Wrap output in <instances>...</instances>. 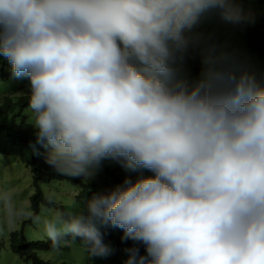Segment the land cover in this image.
Listing matches in <instances>:
<instances>
[{
  "label": "clouds",
  "instance_id": "obj_1",
  "mask_svg": "<svg viewBox=\"0 0 264 264\" xmlns=\"http://www.w3.org/2000/svg\"><path fill=\"white\" fill-rule=\"evenodd\" d=\"M244 2L0 0V58L28 81L46 163L136 175L56 211L53 247L71 237L106 259L111 228L132 242L123 264H264V77L200 30L253 22Z\"/></svg>",
  "mask_w": 264,
  "mask_h": 264
},
{
  "label": "rangeland",
  "instance_id": "obj_2",
  "mask_svg": "<svg viewBox=\"0 0 264 264\" xmlns=\"http://www.w3.org/2000/svg\"><path fill=\"white\" fill-rule=\"evenodd\" d=\"M242 7L251 15L253 22L231 25L218 18H213L205 21L200 30L210 34L216 43L226 44L234 49L248 61L259 77H264V26L260 24V19L264 15V5H260L257 0H245ZM0 61L4 63V70H10V65L6 60L0 58ZM188 68L195 75L199 71L198 59H192ZM28 91L27 79L13 77L4 84L0 83V96L9 95L13 101L17 96ZM22 115L34 124V116L30 108L24 109ZM123 171L127 174L119 164L104 161L95 176L90 179L79 178L87 189H82L79 185L69 181H60L54 183L52 188L46 189L45 192L56 204L73 208V201L77 202L73 196L79 194L81 190L84 192L110 190L118 183L115 177ZM134 176L136 178L135 174ZM31 183L29 169L18 158L0 153V264H30L11 252L7 243L9 233L21 229L28 241L44 240L47 237L44 222L53 219L55 212L58 211L51 207L47 218H41L40 214L32 216L29 206V197L33 193ZM10 209L13 213L11 223L9 222ZM37 216L40 217L38 221L35 219ZM112 247L114 254L110 257L91 259L82 243L62 241L58 248L40 251L38 256L47 264H123L126 258L124 249Z\"/></svg>",
  "mask_w": 264,
  "mask_h": 264
},
{
  "label": "trees",
  "instance_id": "obj_3",
  "mask_svg": "<svg viewBox=\"0 0 264 264\" xmlns=\"http://www.w3.org/2000/svg\"><path fill=\"white\" fill-rule=\"evenodd\" d=\"M257 2L264 5L263 0H257ZM260 24L264 26V15L260 19ZM12 78L11 69L4 70V63L0 61V83L4 84ZM26 108H29V91L17 96L15 101L9 95L0 96V153L18 158L29 169L33 187V193L29 197L32 216L40 214L41 218H47L51 207L65 213L66 216L75 215L86 206L87 201L93 196L103 194L108 190L102 189L98 192L81 190L79 194L73 196L77 200V202L73 201V208L62 207L50 199L45 192L46 189L52 188L54 183L60 181L75 183L82 189H87V187L79 178L61 174L46 163L45 149L36 144L34 124L22 115V111ZM129 175L135 179L134 174H126L124 171L115 177L117 185L122 184L124 178ZM101 231L104 234V241L115 248L125 249L131 246V241L122 240L123 233L120 230L102 228ZM62 241L82 243L71 237H65ZM7 243L13 254L30 264H47L38 256V252L52 250L60 246L59 244L57 247H53L48 237L44 240L28 241L21 229L10 232Z\"/></svg>",
  "mask_w": 264,
  "mask_h": 264
}]
</instances>
